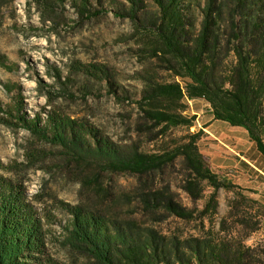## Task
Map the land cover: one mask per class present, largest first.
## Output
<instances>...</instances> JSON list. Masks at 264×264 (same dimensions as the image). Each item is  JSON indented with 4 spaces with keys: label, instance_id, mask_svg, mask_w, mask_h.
Masks as SVG:
<instances>
[{
    "label": "trees",
    "instance_id": "obj_1",
    "mask_svg": "<svg viewBox=\"0 0 264 264\" xmlns=\"http://www.w3.org/2000/svg\"><path fill=\"white\" fill-rule=\"evenodd\" d=\"M151 1L156 8L152 15L138 19L132 6L129 12L140 31L143 59L137 76L141 87L135 100V131L146 133L145 142L167 138L159 149L148 151L137 142L114 143L59 116H50L43 125L36 118L19 116L27 129L61 146L81 169L78 201L68 207L63 264L260 261L256 248L211 228L204 230V220L217 213L219 189L247 198L238 185L211 170L198 147L202 131H190L194 116L185 113V100L202 99L214 119L245 129L264 156V0ZM81 2L84 9L87 0ZM177 127H184L185 133L171 136L169 130ZM177 163L182 168L177 187L191 206L182 204L163 178L165 169ZM101 172L133 177L132 189L114 191L104 184ZM241 205L233 202L230 215L254 231L255 214ZM170 216L197 220L203 232L183 235L154 224ZM44 248L40 218L23 189L0 175V264H62L47 257Z\"/></svg>",
    "mask_w": 264,
    "mask_h": 264
},
{
    "label": "rangeland",
    "instance_id": "obj_2",
    "mask_svg": "<svg viewBox=\"0 0 264 264\" xmlns=\"http://www.w3.org/2000/svg\"><path fill=\"white\" fill-rule=\"evenodd\" d=\"M195 1L203 4V0ZM81 6V0H0V175L23 189L40 218L45 255L62 264L65 228L71 218L68 207L78 201L81 169L61 146L27 129L19 116L36 118L40 125L50 116H59L114 143L137 142L148 151L159 149L167 139L145 142L146 133L135 131V100L141 87L137 76L143 59L140 31L129 12L132 6L142 19L155 12L154 3L87 0L85 8ZM185 102V113L194 116L190 131H202L198 147L211 170L238 185L247 198L219 189L217 213L204 220V230L211 228L256 248L260 261L252 264H264V156L245 129L214 119L205 101ZM169 133L178 137L185 129L172 128ZM181 171L177 163L165 169L163 178L177 199L191 206L177 187ZM101 176L114 191H128L135 181L121 173L101 172ZM209 191L205 189V196ZM236 201L242 203L240 209L255 214L254 231L230 215V205ZM202 204L203 200L197 202L199 207ZM154 224L183 235L203 232L197 220L170 216Z\"/></svg>",
    "mask_w": 264,
    "mask_h": 264
},
{
    "label": "crops",
    "instance_id": "obj_3",
    "mask_svg": "<svg viewBox=\"0 0 264 264\" xmlns=\"http://www.w3.org/2000/svg\"><path fill=\"white\" fill-rule=\"evenodd\" d=\"M192 100H198V101H204V100H202V99H192ZM206 103V102H205ZM207 104V103H206ZM208 105V104H207Z\"/></svg>",
    "mask_w": 264,
    "mask_h": 264
}]
</instances>
